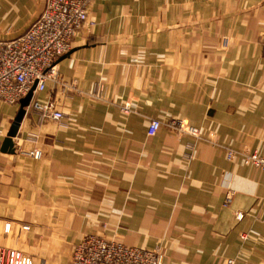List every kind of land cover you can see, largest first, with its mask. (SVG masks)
Returning <instances> with one entry per match:
<instances>
[{"label":"crops","instance_id":"1","mask_svg":"<svg viewBox=\"0 0 264 264\" xmlns=\"http://www.w3.org/2000/svg\"><path fill=\"white\" fill-rule=\"evenodd\" d=\"M42 3L0 0V35ZM57 70L36 98L63 119L27 109L0 151L1 248L68 264L91 234L162 264H264V173L226 157L264 154V0H92ZM18 109L0 102V144Z\"/></svg>","mask_w":264,"mask_h":264},{"label":"built area","instance_id":"2","mask_svg":"<svg viewBox=\"0 0 264 264\" xmlns=\"http://www.w3.org/2000/svg\"><path fill=\"white\" fill-rule=\"evenodd\" d=\"M91 1L45 0L40 16L25 33L14 40L0 41V102L18 103L35 85L26 110L34 112L40 121L63 119L62 111L48 100H38L36 94L42 92L49 82H61L57 59L71 49L75 36L87 22ZM160 127V121L152 119L147 133L153 135ZM170 128L181 133L199 134L198 129L182 120L173 121ZM31 154L34 158L40 157L39 151ZM226 157L228 160L238 158L243 165L264 173V154L256 150L228 149ZM241 217L242 213L236 214L237 219ZM22 229L26 230L28 226H22ZM5 230H8V224ZM162 259L158 248L125 245L90 234L74 245L68 264H162ZM0 264H32V260L20 251L0 247ZM207 264H235V260L224 258Z\"/></svg>","mask_w":264,"mask_h":264},{"label":"water","instance_id":"3","mask_svg":"<svg viewBox=\"0 0 264 264\" xmlns=\"http://www.w3.org/2000/svg\"><path fill=\"white\" fill-rule=\"evenodd\" d=\"M44 6H45V0H43L42 6H41L39 12L29 21V23L27 24V26L25 27L24 30L20 31L19 33H17L16 35H13V36L8 35V34L0 35V41L14 40V39L18 38L19 36H21L23 33H25L28 30V28L31 26V24L33 22H35L37 20V18L40 16ZM34 87H35V85H33L31 87V89L27 92V94L18 101L19 109H18V112H17L16 116L14 117L5 137L1 141V144H0V151L1 152L10 153V154L14 153L13 138L16 136L20 121H21L22 117L24 116V114L26 112V107L29 105V102L32 98Z\"/></svg>","mask_w":264,"mask_h":264},{"label":"rangeland","instance_id":"4","mask_svg":"<svg viewBox=\"0 0 264 264\" xmlns=\"http://www.w3.org/2000/svg\"><path fill=\"white\" fill-rule=\"evenodd\" d=\"M239 150H241V149H239ZM249 150V149H248ZM107 239V238H106Z\"/></svg>","mask_w":264,"mask_h":264}]
</instances>
